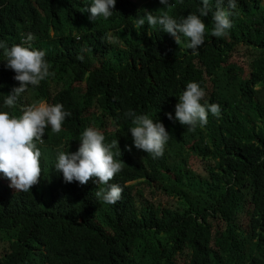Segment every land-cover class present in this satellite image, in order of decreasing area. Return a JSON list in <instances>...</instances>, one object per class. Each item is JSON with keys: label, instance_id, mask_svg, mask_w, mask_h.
<instances>
[{"label": "trees", "instance_id": "16d2710c", "mask_svg": "<svg viewBox=\"0 0 264 264\" xmlns=\"http://www.w3.org/2000/svg\"><path fill=\"white\" fill-rule=\"evenodd\" d=\"M170 3L117 0L111 18L92 21L91 0H0V42L10 48L31 32L33 47L58 68L8 109L5 96L20 84L0 49V111L20 116L41 99L63 104L71 116L60 133L46 129L47 145L75 153L83 131L96 127L106 143L119 142L113 151L125 163L109 182L124 188L115 205L95 196L109 185L66 183L52 164L28 192L0 173V264H264V0H237L233 27L219 38L210 0L199 55L159 25L135 27L144 9L180 20L202 6ZM189 82L221 106L194 132L167 116ZM129 110L162 122L190 159L181 163L169 144L158 159L136 149Z\"/></svg>", "mask_w": 264, "mask_h": 264}, {"label": "clouds", "instance_id": "9594fccd", "mask_svg": "<svg viewBox=\"0 0 264 264\" xmlns=\"http://www.w3.org/2000/svg\"><path fill=\"white\" fill-rule=\"evenodd\" d=\"M117 0H91V7L85 11L90 13V19L97 18L107 20L114 14ZM162 9L171 8L170 0H160ZM226 5V6H225ZM237 8V0H216V10L212 19L214 37H226L233 27V10ZM210 8V0H202V6L198 13H191L177 20L162 11L160 15L144 9L143 16H137L135 27L140 28L147 22L149 27L159 25L163 32L170 34L175 42L182 43L181 36L188 39L185 47L192 50V54L199 55L198 49L205 43L206 23L203 17H207ZM151 35V33H149ZM106 38L111 41L112 34ZM36 37L29 32L22 36L19 44L10 48L0 42V49L6 58V66L16 73L14 79L20 86L13 88L12 92L5 96L4 106L8 109L15 108L22 94L29 87H38L42 81L54 72H50V63L46 59V51L33 47ZM85 51V50H82ZM83 56L78 59L83 60ZM206 91L197 82H189L186 89L179 97L175 106V119L188 131L194 132L197 127H204L208 123L209 113L219 117L221 106L217 103H209ZM71 112L66 111L63 104H49L46 100H39L25 106L22 115L16 116L9 111H0V173L10 181V187L16 191L28 192L40 182L42 175L41 150L37 146L44 143L46 129L49 127L54 133H60L62 126ZM125 116L131 119L133 127L130 128L134 146L143 150L153 159L162 158L165 147L171 140V136L165 125L158 120L154 121L147 114H137L129 110ZM172 120L171 113L167 114ZM80 147L75 153L59 150L55 170L62 172L64 181L79 182L86 185L96 178L99 185H109L108 188H99L95 192L97 199L109 205H115L121 200L124 188L119 184H109L120 173L125 165L116 157L121 151L115 152L118 141L106 143L103 131L96 127H87L80 137ZM64 146L61 145L62 149ZM131 151V147L128 148Z\"/></svg>", "mask_w": 264, "mask_h": 264}, {"label": "rangeland", "instance_id": "374dc122", "mask_svg": "<svg viewBox=\"0 0 264 264\" xmlns=\"http://www.w3.org/2000/svg\"><path fill=\"white\" fill-rule=\"evenodd\" d=\"M52 40L50 41L52 44H56L57 43V38L52 34L51 35ZM79 40V38H77ZM50 43V45H51ZM50 70L52 72H54L56 74V72H58V68L56 67H51ZM62 83H64V81H62ZM217 87L218 89L224 94L226 95L228 98L232 99H237L235 97L232 96L231 90L230 88H228L226 86V84L224 82H217ZM173 117L175 118V110L171 112ZM215 120V117H213ZM217 130V129H216ZM170 136L172 137L171 140L169 141V145L171 150L173 151V153L176 155V157H178L179 161L181 163H185L190 159V150L187 149L186 146H183L180 141L172 134H170ZM39 147V149L41 150L42 156H41V167L42 169H44V167L47 168L48 165L52 164L53 168L55 167V164L57 162V156H58V149L68 152V147L66 145H63L64 147L61 149L60 146L61 145H52L49 146L47 145L45 142L43 144H39L37 145ZM53 171L55 172V169H53ZM47 174V171H46ZM54 176L49 177L50 181L53 180ZM255 249V248H252Z\"/></svg>", "mask_w": 264, "mask_h": 264}]
</instances>
